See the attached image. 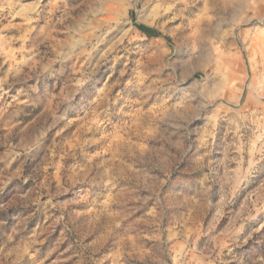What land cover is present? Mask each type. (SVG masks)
<instances>
[{"label": "rangeland", "instance_id": "obj_1", "mask_svg": "<svg viewBox=\"0 0 264 264\" xmlns=\"http://www.w3.org/2000/svg\"><path fill=\"white\" fill-rule=\"evenodd\" d=\"M0 264H264V0H0Z\"/></svg>", "mask_w": 264, "mask_h": 264}]
</instances>
